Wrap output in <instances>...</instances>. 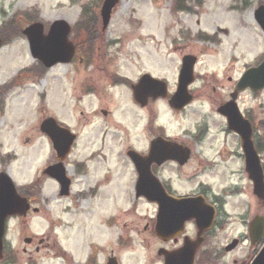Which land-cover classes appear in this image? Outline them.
I'll list each match as a JSON object with an SVG mask.
<instances>
[{
  "label": "rangeland",
  "instance_id": "obj_1",
  "mask_svg": "<svg viewBox=\"0 0 264 264\" xmlns=\"http://www.w3.org/2000/svg\"><path fill=\"white\" fill-rule=\"evenodd\" d=\"M103 1L0 0V36L5 41L0 50V88L12 83L0 93V172L8 171L20 188L39 181L33 192L40 209L11 220L6 238L22 251L30 249L26 238L45 237L48 245L40 264H77L96 245L107 251L101 260L113 253L120 264H163L158 250L174 247L154 232L155 205L135 197L136 174L127 156L131 147L145 150L155 123L151 124L150 111L135 105L127 81L115 80L114 75L135 83L149 72L165 77L169 88L176 89L182 57L197 55L193 104L180 114L159 104L157 123L172 137L189 142L193 150L186 167L167 166L166 179H173L176 194H192L202 181L212 183L218 195L235 184L248 183L247 179L241 183L239 177L227 181L226 173L239 171L231 158L223 157L227 164L209 177L202 175V165L207 160L221 164L222 149L237 147L236 136L228 132L217 109L230 98L242 73L264 59V33L254 19L264 0H120L107 28L103 31L100 22L95 34L87 29L92 23L83 12L87 8L100 15ZM176 5L182 10L177 12ZM36 19L45 24L46 32L53 21L67 20L78 47L70 63L58 64L42 76L37 75L40 67L22 33ZM10 27L15 29L10 36L2 32ZM87 32L100 36L95 45H90ZM92 47L93 57L88 58ZM92 89L96 93L89 94ZM241 98V108L262 128L264 90H248ZM48 117L78 134L67 160L73 178L68 198L61 197L59 185L43 173L58 160L41 130ZM257 203L252 187L230 196L226 225L208 235L195 264H251L260 249L248 238ZM188 232L194 233L193 227ZM122 235L125 238L119 242ZM240 237L242 243L227 252L228 242ZM61 251L69 260L58 256Z\"/></svg>",
  "mask_w": 264,
  "mask_h": 264
},
{
  "label": "water",
  "instance_id": "obj_2",
  "mask_svg": "<svg viewBox=\"0 0 264 264\" xmlns=\"http://www.w3.org/2000/svg\"><path fill=\"white\" fill-rule=\"evenodd\" d=\"M119 0H105L102 6V19L104 29L110 23L113 8ZM255 18L257 23L264 31V5L260 6ZM71 25L66 20L55 21L48 34H45L44 24L36 22L24 30L27 36L33 57L42 61L46 67L51 68L58 63L70 62L75 54V46L70 41ZM3 40L0 38V48ZM194 56H186L180 72L179 85L176 94L172 97L170 104L180 110L191 103L193 96L189 92V85L195 80L194 66L196 63ZM157 90V96H167V84L157 80L151 75H144L140 82L133 86L136 100L142 103L145 90L149 88ZM260 91L264 88V63L259 67L249 69L241 78L237 85V90L232 94L231 101L222 105L218 112L226 116L228 126L237 132L242 140L243 150L246 157V169L250 178L254 182L255 193L260 198H264V173L261 160L255 149L252 140L253 127L249 120L245 119L241 113L236 99L240 91L247 88ZM54 143L59 156L64 158L70 151L76 136L68 129L61 128L53 118L45 120L41 127ZM165 146L168 149L165 150ZM158 153L164 154L158 157ZM132 159L138 167L140 177L137 184V195L145 196L149 201H156L160 205L158 215L157 233L164 240H168L183 232L184 224L187 220L196 219L199 226V238L196 241L186 239L185 245L176 251H161L165 255V264H193L196 251L203 239L200 237L204 230L208 229L214 219V211L210 210L209 205H205L200 199L171 197L163 188L161 183L151 172V164L156 161L161 164L167 159L178 160L181 164L187 162L190 157V150L183 148L176 143H169L162 138L154 140L151 152L147 157H142L136 152H132ZM48 175L55 178L62 186V195H68L71 180L66 175L63 163L50 166L45 171ZM30 205L25 198H22L16 186L7 173L0 174V258L3 256V238L5 234V224L9 216L26 214ZM264 228V218H257L252 225V238L259 240ZM235 242L230 248L236 245ZM253 264H264V248L255 259Z\"/></svg>",
  "mask_w": 264,
  "mask_h": 264
},
{
  "label": "flooded vegetation",
  "instance_id": "obj_3",
  "mask_svg": "<svg viewBox=\"0 0 264 264\" xmlns=\"http://www.w3.org/2000/svg\"><path fill=\"white\" fill-rule=\"evenodd\" d=\"M183 58V57H182ZM145 73L141 74L139 76V79L141 76H143ZM152 74V73H151ZM153 75V74H152ZM155 76V75H154ZM159 78V77H158ZM163 79V78H162ZM230 81H232V78H230ZM133 84V83H132ZM155 93H156V90L153 89V88H149L146 90V94L143 96L142 100L143 102L145 103V105H138L140 107V109L142 110H147V111H150L151 113V121H152V124L155 123V127H153L155 130H152V133H153V138L151 139V141L148 143V145L146 146L145 150L143 152H140L142 155H147L149 150H150V147H151V142L153 139L155 138H158V137H162V138H165L166 141H173V142H177L183 146H190V143L189 142H186L180 138H174L172 137L171 135H169L167 129L165 126L163 125H159L157 123V120L156 119H159V104H164V105H168L169 106V99L170 98H155ZM133 94V93H132ZM173 92L170 93V95H172ZM194 94V93H193ZM195 96H197L195 94ZM226 101H222V103H224ZM170 109H172L170 107ZM173 110V109H172ZM186 109L180 111V112H177L175 111V113H183ZM155 117H154V115ZM156 120V122H155ZM148 124V123H147ZM231 133V132H229ZM232 135L236 136L237 140H235V144H236V148H228L227 146H225L222 151H221V158L223 157H226L227 159L231 158L232 159V162L231 164L234 165L236 163V165H238V168H239V171H233V173L229 176L227 175L226 173V179L228 181V178H231V177H239V179H241V183H243V181L245 179H247V174L245 172V167H244V156H243V153L241 152V147H240V141H239V138L237 137L236 134L234 133H231ZM206 135V134H205ZM198 140L202 141L203 139H200L198 138ZM260 147H262V145L260 144ZM192 148V147H191ZM131 149L127 150V153L128 151H130ZM261 156H262V160H263V168H264V154L260 153ZM227 159L225 160L223 158V160L221 161V164L220 163H216L215 161L213 160H207V161H204V165L203 166V173L202 175L203 176H207L209 177L210 175H213L214 172H215V169H217L219 166H221L222 164H227V162H224V161H227ZM191 160V159H190ZM190 160L185 164V165H180L178 162H175V161H166L164 162L163 164H156L154 163L151 167L153 173L155 176H157L162 184L164 185V187L166 188V190L168 191V193H170L171 195L175 196V197H202L205 199V201L211 205H213L217 211V218H216V221H215V226L219 225V226H223V225H226V221L228 219V215L225 211V206H226V202H227V199L232 196V195H235L239 192H243L244 189H250L252 187L253 189V185L251 183V181H248L247 183V186L246 187H242L240 186L239 184H235L231 187H228L226 188L224 191H223V194L222 195H218L215 191V188L214 186L212 185V183H209L207 181H202L200 187L198 190H196L194 193L192 194H176V192L174 191L173 189V183H172V180L173 179H166V176L168 174L166 168L168 165H170L171 167L173 168H176L178 170L186 167ZM206 160V159H204ZM228 167V166H227ZM137 172V171H136ZM70 196V195H69ZM69 196H67L66 198H68ZM32 199H33V196L31 195V197L29 196V200L31 202V210L29 211H35L34 208H38L37 211L35 212H39L40 209L39 207L35 206L36 204L32 203ZM35 201V200H34ZM261 215V216H264V201H258L257 203V212H256V215ZM227 217V219H225ZM17 219H22L20 217H16ZM26 218V217H24ZM110 219V218H108ZM105 221V224H109L107 223V219L104 220ZM243 222H246L245 220H243ZM190 225H194L192 222L189 223ZM247 224V223H246ZM220 230L222 228H219ZM218 229V230H219ZM217 232V230H216ZM197 231L194 230V233L190 234L188 232V235L191 236V237H195L194 235H197L196 234ZM215 233V231H214ZM212 232L208 233L206 236L210 235V234H214ZM185 236L187 235H184L182 236L181 238L178 237L174 240V242H178L180 239L182 238H185ZM205 236V238H206ZM27 239V238H26ZM25 239V243L28 244V246L30 247V249L28 248H25L23 249L22 251L18 250V249H15L13 247V245L11 244V242L7 240H5V243H4V257L2 260H0V264H40V261H41V253H42V250L45 249V247H47L48 243H47V239L45 237H30L29 239L30 240H26ZM174 247L172 248H175L178 246V243H174ZM241 242V240H240ZM263 242H264V238H263ZM229 243V242H228ZM100 248L99 245L95 246L94 250L91 251L90 254L88 255H84L83 256V259L78 262L77 264H108V262L111 260V257L113 256V253H111V256H104L103 260H101L100 256L101 254H104L106 253L107 251H102L100 249H97V248ZM59 257L61 258H64V259H68L69 257L66 255V252L65 251H61V252H58L57 253ZM69 260V259H68ZM119 261V260H118Z\"/></svg>",
  "mask_w": 264,
  "mask_h": 264
},
{
  "label": "trees",
  "instance_id": "obj_4",
  "mask_svg": "<svg viewBox=\"0 0 264 264\" xmlns=\"http://www.w3.org/2000/svg\"><path fill=\"white\" fill-rule=\"evenodd\" d=\"M84 16L83 17H85L86 15H88L89 16V18H90V25H91V23H92V25L91 26H88L87 27V29H89V30H91L93 33H95V32H98L99 30V28H100V15H98V14H96V13H94V12H89L88 10L89 9H87V8H84ZM29 20H32V18H29ZM12 22V21H11ZM99 25V26H98ZM8 27V24L5 26V28H7ZM12 27H14V26H12ZM12 27H10V30H8V29H5V28H3V30H2V32H8V33H6V34H8V36H10L9 35V33H10V31L11 30H15L14 28H12ZM5 29V30H4ZM88 33V38H89V41H90V45H95L96 43H97V41H98V39L100 38V36H96L95 34L93 35V33H89V32H87ZM98 37V38H97ZM6 39V38H5ZM96 47V46H95ZM95 47H92L91 48V51H89L88 53V58H91V57H93V55L91 54L92 52H93V50H95ZM46 72V68L44 67V66H40V73H38L37 75L38 76H42V73H43V75H44V73ZM6 87H8V86H6ZM6 87L5 88H2L1 90H0V93L1 92H4V91H6ZM0 100H2V99H0Z\"/></svg>",
  "mask_w": 264,
  "mask_h": 264
}]
</instances>
